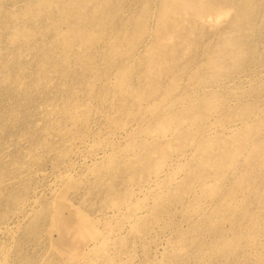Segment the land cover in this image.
<instances>
[{
    "label": "rangeland",
    "instance_id": "1",
    "mask_svg": "<svg viewBox=\"0 0 264 264\" xmlns=\"http://www.w3.org/2000/svg\"><path fill=\"white\" fill-rule=\"evenodd\" d=\"M242 2L0 0V264H238L237 229L264 252Z\"/></svg>",
    "mask_w": 264,
    "mask_h": 264
},
{
    "label": "bare ground",
    "instance_id": "2",
    "mask_svg": "<svg viewBox=\"0 0 264 264\" xmlns=\"http://www.w3.org/2000/svg\"><path fill=\"white\" fill-rule=\"evenodd\" d=\"M254 1L255 0H246L245 4L242 2L244 4V6H241V8H240V6H238L239 9L238 8L237 9L240 10L238 14H239L241 19L242 18L243 19H250V21L252 23L255 21V18H254L255 17V12L254 11L258 7V4H257L258 2H254ZM206 4H205V6H206ZM207 5H209V4H207ZM203 6H201V7H203ZM187 7H188V5H187ZM205 8H208V7H205ZM209 8H210V6H209ZM203 9H204V7H203ZM253 12H254V15H253ZM241 19L237 18V20H240L239 22L242 24ZM239 22H238V24H239ZM229 45L236 46L237 48H241L242 47L241 42H238V40H231L230 39ZM242 61H240V63H242ZM241 66L243 67V65H241ZM243 220L244 219H241V221L239 223L240 227H242V228L244 227ZM252 225H256V224L253 223ZM236 232H237L236 246L231 251L227 249V251L225 252V257L229 256L230 253H235V258L237 259V263L238 264H250L249 262L252 261V259H255V260L252 261L251 264H264V252H262V250H260L261 244L260 245L258 244L259 241L257 239H253V238H256L257 235L254 233V237L253 238H249V240H248L249 245L252 246V249H251V252H250V251H247L245 249V247L247 246V242H245V240L243 239L244 235L248 233L247 230L240 231V230L237 229ZM61 239L63 240V238H61Z\"/></svg>",
    "mask_w": 264,
    "mask_h": 264
}]
</instances>
